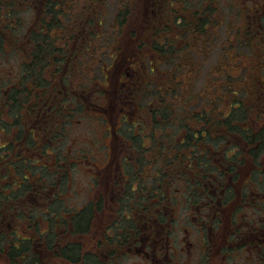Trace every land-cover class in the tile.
I'll use <instances>...</instances> for the list:
<instances>
[{"label":"rangeland","instance_id":"374dc122","mask_svg":"<svg viewBox=\"0 0 264 264\" xmlns=\"http://www.w3.org/2000/svg\"><path fill=\"white\" fill-rule=\"evenodd\" d=\"M44 1L11 0L9 4L0 5L4 8L0 13L2 15L5 13V18L10 24V30L7 31V27L4 29V16L0 17V87L3 88L1 90L7 91L6 88L15 81L23 64L30 62L31 44L28 40L19 39L18 34L28 28L30 24L41 25L46 35H49L48 40L52 49L56 48L58 50L53 53L50 52L45 61V67H47L44 69L45 73H48L49 70L52 73V87H58L59 85H56L63 80L72 94L83 89L82 94L89 97L82 98L79 102L82 109L72 115L66 127L64 125L62 127V124H60L64 136L61 139L59 138V153L62 158L65 157L70 161H74L72 169L65 171L64 174L62 172L63 194L67 198L64 202L69 204L68 206L79 207L85 205L89 202L90 197L92 198L90 195L93 193L94 195L102 194L106 200L123 169L122 166H116L114 159L119 157L122 162L125 155H127V160L133 157L132 142L128 139H126L127 143L124 142L125 136L120 133V130L127 123H131V127H136L135 131H132L133 133L137 134L139 129L147 132L145 127L149 123V111L160 106L162 96L165 104L169 102L176 108L182 106L181 97H187L189 94L193 98V101L189 103L191 104L190 110L201 108L202 111L208 112V115L218 116L219 114V117H223L231 109L228 107L227 98L230 93L226 95L225 99H223V95L229 90H236L237 98H242V104L250 114V119L259 121L257 123L260 125L264 124V114H262V112L264 113V59L250 58L249 49L252 44H250V38L245 34V18L248 19L246 6H250V2L245 1V3L239 5L236 0H217L218 11L212 12V14L207 13L203 21V27H200L197 32L199 42L195 43L190 41L194 39L192 37L193 32L191 33V30L195 28L193 27L194 22L187 21L185 23L184 20H186L187 13L190 12L191 8L196 7L197 0H186L187 4L185 0L183 2L178 0L173 2L172 5L165 6V9L161 11V20L158 18L159 21L155 22L159 25H166L171 33L174 31L179 32L182 41L167 39L168 44L173 43L172 48L174 50H171V53L166 56H160V53L157 54L161 61L156 70L150 72L147 68H140L142 77H140L141 75L134 77L136 80L135 88L132 94L127 95L131 100L133 98L134 102L125 104L122 101L123 97L120 98L119 92H115L119 85L112 80L117 70H120L119 73L121 74L118 75L117 79H121L122 67L113 68L112 70L111 68L107 69L110 82L107 81V87L102 88L100 84H103L105 79L98 67L100 64H108L110 62L109 56H102L101 60L90 68L86 63V59L80 61L76 57L81 54L80 50L82 49L80 47L83 43L79 38L74 37L71 39V37H73L72 30L75 26L77 29L80 28L83 34L86 33L88 29L84 25L92 19H95L93 26L98 25L102 32L109 27V32L114 35L113 25L119 19L117 18L119 12L123 13L126 4H128L127 2H133L134 0H85L84 3L86 4L84 6L80 5V7L83 6L80 9L83 12L79 13L74 8L77 5L74 3H78V0H62L63 6L59 4L52 14L47 11L44 12L46 6ZM206 4L209 5V0H206ZM211 5L213 6V2H211ZM170 7H172V10H169ZM68 8L70 10H67ZM128 13L130 14L126 19L127 22L124 21L123 23L125 31H128V24L133 26L135 22L136 24L139 22L140 10L138 7L135 10L130 6ZM78 14H81L80 17ZM52 15L55 16L54 22L59 24L54 30L47 28L46 24L51 20ZM183 15H185L184 19ZM79 18L80 20H78ZM40 20L44 24H40ZM100 22L101 24H99ZM58 29L60 34L57 33ZM185 29L190 30V33H187ZM237 29L242 36L237 32ZM125 31L119 39L120 44L125 49L123 48L113 62L117 61V58V62H119L121 56L127 57L128 48L125 46V42H122L123 38L128 39L124 37ZM67 35L69 40L64 41L62 36ZM205 37L207 40L204 42ZM163 41L160 39L158 43ZM131 43L135 46L137 41ZM111 45L110 40L106 37L105 42L95 43V46L101 49L102 52L105 47L111 52ZM113 45L117 46V43ZM193 46H195V49H192ZM143 50L146 49L143 48ZM108 51L105 54H108ZM63 53L65 60L62 63ZM58 58H60L59 65L57 64ZM168 58L169 60L166 61ZM190 70L191 72H189ZM143 73L146 76H143ZM161 90L164 92L160 93ZM248 94L252 96L249 98ZM5 97L6 95L0 92V99H5ZM77 98L78 96H76ZM256 102L260 105L258 110L255 107L250 109ZM75 104L79 105L78 101L71 100L67 103V105H72V108H75ZM257 113L262 114L263 117H258ZM123 115L126 116L125 119H122ZM123 121L125 123H122ZM143 124H145L144 127ZM218 128L221 130L220 126ZM114 129L116 134L113 136L112 131ZM34 130L38 134L41 132L38 129ZM227 137L228 147L225 153L230 158L229 162L233 161L230 171L234 175L237 173L239 183L242 181L240 185H245L243 192L248 198L250 179L246 182L247 184L243 180L249 175L247 169L251 162L250 158H255L252 154L249 155L247 150L239 153L235 145L244 142V140L242 141L238 134L229 132ZM52 142H54V145L56 144L54 139ZM207 148L211 149V147ZM218 148L219 146L217 151ZM210 155H208V159L209 157L210 160L214 159ZM30 156L31 158L36 157L35 154ZM261 156L263 155L257 154L255 157L259 159L262 158ZM44 160L52 163L53 158L45 156ZM214 160L219 159L215 158ZM137 168H139V165ZM143 168L146 169L145 165ZM7 174L12 175L11 170ZM187 174L189 177H193L191 172H187ZM93 181L95 182L93 183ZM177 183L182 187V191L186 189L185 183L187 182L183 179ZM237 183H234V186L236 185L234 191L240 186H237ZM262 185L264 186V184ZM182 194L183 192L178 195V199L183 198ZM214 196L216 197L212 204L208 206L210 212H208L207 223L200 220V215H202L200 214V208L204 207L206 203V193L202 195L203 202H200L196 206L197 208H193L192 205L183 202L182 199L180 200V212H176V221L174 225L170 226V234L168 232L169 240L172 239L175 243V246L172 247L173 262L175 263L172 261L170 263L176 264V261L179 260L177 264H264V251H261V254L257 257L251 245L246 247H238L240 244L234 245L236 244L234 240L250 235L252 227L262 221L264 222V205L256 204L257 207H254V213H252L249 201H247L248 204H236L234 207L239 205L238 213H234L232 216V209L229 211L228 206L231 204L230 201L236 197L233 195L232 199L225 202L226 196H224V201L220 200L221 207L216 205L215 208V211L222 209V212H215L221 222L214 226L212 224V219H214L212 209H214L213 205L216 202L217 193ZM104 205V210L94 219L95 227L93 225V230L100 231V233L105 231L107 224L115 217V213L109 210V204L104 202ZM129 205L131 206V203ZM167 206L169 207L167 213L173 215L175 213V210H173L174 204L170 205L168 203ZM204 209L207 211V207ZM138 221L141 220L138 219ZM251 222H253V225ZM205 224H208L209 227H205ZM106 234L110 235V231L103 232L102 236H98L102 240V251L107 246L105 242ZM97 235H95V238L92 237L91 243L90 237L87 236L83 246L92 243L97 244L95 240ZM233 246L236 248L232 249ZM175 248H177V254ZM123 252L129 254L130 257L127 255V257L118 258L113 264H144V258L136 252L128 251L125 248ZM169 254H171V250L167 252V256ZM2 258L0 255V264H6ZM205 260L207 261L203 262ZM53 261L57 263L59 260L53 259ZM60 262L63 263L62 260Z\"/></svg>","mask_w":264,"mask_h":264},{"label":"trees","instance_id":"16d2710c","mask_svg":"<svg viewBox=\"0 0 264 264\" xmlns=\"http://www.w3.org/2000/svg\"><path fill=\"white\" fill-rule=\"evenodd\" d=\"M82 1L78 0L79 3ZM9 2L11 0H0V5L9 4ZM44 2L46 3L44 12L47 11L50 14L59 4L63 6L62 0H45ZM237 2L240 5V1ZM3 9L0 6V12ZM80 9L77 7L75 10L79 13L82 11ZM67 10H70V8ZM128 11L119 12L117 17L119 19L113 25L114 35L109 32V27L102 32L98 25L93 26L95 19L85 23L84 26L88 30L84 34L76 26L72 30L73 35H71L76 39L79 38L83 43L80 47L82 49L80 53L85 56L83 53L88 51V56L84 58L89 63L90 68L94 67L102 56H109L110 62L100 64L98 67L102 77L107 74V69L112 68L114 59L124 48L119 39L123 34V20ZM208 11L211 10L208 8L206 12L209 13ZM78 15L80 17L81 14ZM1 16H4L5 26L7 24L5 13L3 15L0 13ZM54 20L55 16L52 15L49 21L51 23H46L47 28L54 30L59 26ZM40 24L44 23H41L40 20ZM203 25L204 23L201 27ZM193 27H195V24H193ZM237 32L240 34L238 29ZM57 33L60 34L59 29ZM240 35L242 36V34ZM48 37L49 35H46L41 25L34 24H30L28 28L18 34L19 39L28 40L31 44L30 62L27 65L23 64L21 72L17 74L14 83L11 84L13 88L11 87L8 91L6 100L0 99V131L4 134L3 143L0 144V147L16 152L13 159L14 164L10 167L12 174L15 173L16 175L8 180L7 172L0 174V255L6 264H113L118 258L127 257V255L130 257L129 254L123 251L118 253L116 250L119 249L118 247L132 243V239L138 236L140 230L134 224H137V220L140 219L141 215L157 216L165 221L169 219L170 224L174 225L176 221L175 214L180 212L181 199L194 208L200 202H203L202 195L205 193L206 201L215 198L210 192L211 188L208 181L213 183L214 177L220 180L221 174H224V171L226 172L225 167L233 162H229L230 158L225 153L228 147L227 135L229 132L238 134L240 139L244 140L243 143L235 145L239 153L247 150L249 155L251 152L255 157L259 151L264 149V128L258 131L252 141V137H250V114L242 104V98H237L236 90H229L223 95V99H225L226 95L230 93L227 98L228 107L231 108L223 117H219V114L218 116L208 115V112L202 111L201 108L190 110L191 104L189 103L193 101V98L189 94L187 97H181L182 106L176 108L169 102L165 104L162 96L160 106L149 111L151 121L145 127L147 132L139 129L140 133L134 135L135 137L131 136V140L129 139L139 154L137 156L140 157L137 159L136 155L134 156L139 165V168L136 169V177L141 179L137 191L132 192L129 186L126 187V192L129 191L130 196L126 200L125 208H120V211H117L116 214L117 218L108 225L110 235L106 234L105 236L107 246L103 248V251L102 240L98 236H102L104 231L97 233L98 235L96 234L97 244H95V248L92 247L93 244L92 246L90 244L83 246L87 236L92 238L90 230L93 209L89 203L79 207L68 206L69 204L64 202L67 198L63 194L62 185V175L65 171L72 169L74 161L61 157L58 143L55 144L56 151L50 149L52 146L46 143L43 146V153L44 148L50 147L46 149L44 158L45 156L53 158L52 163L42 158V162L38 163L39 157L37 155L29 164H25L23 163L24 155L17 153V146H15L18 141L23 139L24 134L30 128L27 125L29 119L23 116L24 113L28 112L32 119L35 115L41 117L43 111L55 100L61 106L58 113H60L62 119V127L63 125L66 127L72 115L82 109V105L79 104L81 98H79V105L75 104V108H72V105H67L74 97L71 90L63 80L56 85H59L58 87H52V73L50 70L48 73L44 71L47 68L45 67V61L49 53L58 51L56 48L52 49ZM63 37L66 36H62V39ZM105 37L112 44L111 52L106 47L102 52L101 49L95 46V43L105 42ZM192 37L194 39L190 41H193V43L199 42L196 32L192 33ZM206 40L205 37L204 42ZM122 42H125V46L128 48L127 60L133 64L134 68L145 67L150 72L154 70L151 57L152 43L138 41L134 46L130 40L124 38ZM116 43L117 46L113 45ZM168 43L166 41L159 43L158 53H160V56H166L171 53V50H174L172 48L173 43ZM143 48L146 50H143ZM192 49H195V46ZM106 51H108V54H105ZM64 60L63 53L62 63ZM158 60L157 66L161 61L160 58ZM168 60L169 58L166 59V61ZM117 61L115 60V62ZM59 63L60 58L57 59V64L59 65ZM107 65L110 67L108 68ZM137 72L139 74L136 77H139V75L142 77V71L138 69ZM145 73H143V76L148 74ZM135 85L132 86V92ZM163 92V90L160 91V93ZM64 94L68 96L64 97ZM248 96L250 98L252 95L248 94ZM168 97L172 98L171 96ZM43 102H46V104L39 110V106ZM26 103H29V107L25 106ZM253 107L258 110L257 102L250 109H253ZM144 126L145 124H143ZM219 126L221 130L218 128ZM14 132L15 138L13 140L9 139V136ZM60 133L59 138L61 139L64 134H62V130ZM57 142H59V139ZM24 144H27V139ZM31 144L34 145L33 140H31ZM207 147H211L212 152ZM208 155L219 160H210ZM82 157L84 158V155ZM3 158L6 160V156H3ZM220 163L223 169L219 166ZM144 165L146 169L143 168ZM54 167L58 170L54 171ZM27 170L30 172L31 178L28 177ZM187 172H191L193 177H189ZM58 173L60 174L59 177ZM254 173L251 178L257 179V175H261L259 172ZM31 179L36 182L33 183ZM181 179L187 182L185 183L186 189L183 191L177 183ZM40 184L46 194L49 195L48 197L45 198V194L40 196V193L37 192V195L34 193L35 190L39 189ZM262 184H264V172ZM214 185L216 186V184ZM181 192H183V198L178 199ZM29 194L36 195L35 202L27 200ZM168 203L170 205L174 204L173 210H175V213L172 217H168L162 211V206ZM208 206L209 204L200 208V214L201 212L207 214L210 210ZM205 207H207V211H205ZM156 208L159 210L158 213L155 211ZM143 220H146V218L141 221ZM149 220L150 218H147L146 221ZM125 229L127 231L123 232ZM53 259L59 261L54 263Z\"/></svg>","mask_w":264,"mask_h":264},{"label":"flooded vegetation","instance_id":"af4514ba","mask_svg":"<svg viewBox=\"0 0 264 264\" xmlns=\"http://www.w3.org/2000/svg\"><path fill=\"white\" fill-rule=\"evenodd\" d=\"M86 1H88V0H86ZM176 1H178V0H134L133 2L128 1L127 2L128 4H126L125 10H124V11L130 10V6L132 8H134L135 10L137 9V7L139 8V10H140V13L138 15L139 22L137 24L135 22V24L133 26L128 24V31H125L124 24H123L122 25V33H124V31H125L124 37L128 38L126 40H130L131 42H134L136 40L137 42L141 41V42L153 44L152 49H151L152 50L151 57L153 59L152 66L154 65L155 70L157 69V64L159 62L158 55H157L158 54V47H159L158 40L162 39L166 42H167V39H169V38L179 40V41L182 40L181 35L178 34L179 32L176 33V31H174L173 33H171V31L169 30V28L166 25L165 26H163L162 24L159 25L155 22V21H159V19L161 20V18H162L161 11L165 9V6L172 5L173 2H176ZM179 1L183 2L184 0H179ZM237 1H240V5H242V3H245V1L250 2L249 3L250 6H248V7L246 6V9H248L247 10V18L248 19L245 18L246 36L248 38H250V44H252V45H250V58H264V0H237ZM84 2H85V0H83L80 3L79 2L74 3V4H77L75 6V8H77V7L82 8L86 4ZM211 2H213V6L211 5ZM185 3H186V0H185ZM80 5H83V6L80 7ZM208 8H209V10H211V11H208L210 14H212V12H217V10H218L217 0H209L208 6L206 4V0H197L196 7L191 8L190 12L187 13L186 20H184V22L186 23L187 21L188 22L193 21L195 24V29H192L191 33L192 32H196V33L198 32V30L201 27L205 17L207 16L206 10H208ZM169 10H172V7H170ZM129 14L130 13L125 14L123 23H124V21H126ZM184 17H185V15H183V19H184ZM75 20H77V19H75ZM78 20H80V19H78ZM5 28L7 29V31L10 30V24L8 23V20H7V24L4 26V29ZM123 28H124V30H123ZM186 32L190 33V30H186ZM73 38H74V36L72 37V39ZM63 39L65 41H67L69 39V36L67 35L66 37H63ZM83 54H85V56H83L82 54L77 55L76 56L77 59H79L80 61L85 59L84 57L88 56V51L84 52ZM86 63H87V65H89L87 60H86ZM27 64H29V62ZM132 65L133 64L127 60V57L123 58L119 64V67H122V69H123V71H121V72H123L121 79H117L118 75H121L119 73L120 70H117V72L115 73V75L113 76V79H112L115 81L116 84L119 85V86H117L118 89H116L115 92H119V94L121 95L120 98L123 97L122 101L125 104H130V103L134 102L133 98L131 100V98L127 95L132 94L131 89H132V86L135 84V78L134 77H136V74L138 73L137 70L140 69V67L134 68ZM143 68H145V67H143ZM106 77H107V74L104 75L105 81L103 82V84H101L102 88L107 87ZM111 83L114 85L113 82H111ZM10 85L11 84H9L8 87L6 88L7 91L1 90L3 88L0 89V92L6 95L5 99H3L4 101L7 98L8 91H10L11 87L13 88V85H11V86ZM83 91L84 90L81 89L78 93L73 92L74 97H72L71 100H75V101L79 102V98H81V100H82V98L83 99L89 98V97H86L82 94ZM88 95H90V94H88ZM66 96H68V95H65V97ZM76 96H78L77 99H76ZM46 102H43L41 104V106H39V110H41L44 107ZM25 106L29 107V103H26ZM258 106H260V105H258ZM94 107H95V103H94ZM60 108H61L60 103L53 100L51 105H48V107L43 111L41 117H38L39 115H35L33 118L34 120H33L30 117V114L28 112L24 113L23 116L26 117V119H29L27 125L30 128L24 134L23 139L21 141H18V143L15 144V146H17V149L15 148L17 153H22L24 155V162L23 163L29 164L34 159V158H31V156H30L31 154H35L36 156L38 155V157H39L38 163H41L42 159H44V155H45L44 153H46V149L50 147L49 146L47 148H44V153H43V146L48 142H49L48 144L52 146L50 149H54L56 151L54 142H52V141L54 139L56 141V145H57V143H58L57 141L60 137L59 135H61L60 132L62 129H61L60 124H62V119L60 118V113H58ZM262 114H264V113L262 112ZM262 114L257 113V116L263 117ZM125 118H126V116L123 115L122 119H125ZM149 121H151L150 117H149ZM255 121L253 119H250V137H252L251 138L252 141H253V138L255 137V135L258 134V131L261 128H264V124L260 125L257 123L259 121H256V122ZM140 122H141V120H140ZM122 123H125V122L123 121ZM130 124L127 123L126 126L120 130V133H122L125 136L124 142H126V139L129 140L131 136L138 135L140 133L139 131H137V134L133 133L132 131H135L136 127H131ZM34 129L40 130L41 131L40 134H38L37 131H35ZM112 134H113V136L116 134L115 129L112 131ZM3 137H4V134L0 131V144L3 143ZM14 138H15V132L11 136H9V139H11V140H13ZM26 139H27V144H24ZM31 140H33V143H34L33 146L31 144ZM227 143H228V141H227ZM111 148H112V146H111ZM131 151L133 152L132 153L133 154L132 159L128 158V160H127V157H126L127 155H125V157L122 159V162H121L119 157L114 159L116 161V166H120V167L122 166L123 169H122L120 175L118 173L119 177H117L115 183L113 184L114 186L111 188L110 194L106 198V200H105V198H103L102 194L101 195H94V193H93L92 195H90V196H92V198L90 197L88 203L91 204V207L93 209V216L91 219L92 220L91 221L92 226H91L90 231L92 233V237L94 236V238H95V235L100 232V231L96 232L95 230H93V225L95 227L94 219L98 216V214H100L102 212V210H104V206H105L104 202H106V204H109L108 205L110 208L109 210H111L113 213H115V217L112 219V221H113L115 218H117V215H116L117 211H120V208H125L126 200L130 196V194H128L129 191L126 192V187L129 186L130 191H132V192L137 191L136 189H137V186L139 185L141 179L136 177V169H138L137 168L138 163H137V160L135 159V157L137 159L140 157L137 156V155H139L137 150L133 149ZM15 153H16L15 150L10 151L5 147H0V174H2L3 172H8V171L12 170L10 167L14 164L13 159H14ZM250 154H252V153L250 152ZM259 154L263 155V156H261L262 158H259V159H256V157H254L255 159L250 158L251 162H250V165L248 166V169H247V173L249 175H247V178H244V180H243V182L246 183L250 179V194H248L249 195L248 198L246 197L247 195H245L243 192V188L245 185H240L242 183V181L239 183L237 173H235V175H234L233 172L230 171V167H232L231 166L232 164H229L227 167H225L226 172L224 171V174H221L220 180H217L216 177H214L213 183L208 181V183L210 184V188H211L210 192L212 193V195L214 196V194L217 193L216 202L213 205L214 209H212V213L214 215V219H212V221H213L212 224L214 226H216L218 223L221 222L218 214H216V213L222 212L221 211L222 209H218L217 211H215V208H216V205L218 207H221L220 200L222 199V201H224L223 200L224 196H226L225 202H227L229 199H232L233 195H235V197H236V198H234V200H232L233 202L230 201L231 204L229 203L230 205L228 206L229 211L232 209L231 210L232 216L234 213H238V206L239 205L234 207L236 204H241V203L248 204L247 201H249L250 202V211L252 213H254V207H257L256 204L264 205V186L261 185V182L263 181V172H264V149L259 151L258 155ZM3 156H6V160H4ZM108 166L110 167V165H108ZM219 166L222 167V164L220 163ZM222 169H223V167H222ZM53 170L57 171L58 169H55V167H54ZM59 172H60V170H59ZM254 172H259L261 175H259V176L257 175V177H258L257 179H254L253 177L251 178V175ZM27 173H28V177L31 178L30 172H27ZM57 175H58V177L60 176L59 173ZM227 175H228V177H227ZM13 177H14V174H12L10 176L8 175V180L12 179ZM56 180H58V179H56ZM31 181L33 183L36 182L35 180H32V179H31ZM94 182L95 181H93V183ZM97 182H99V181H97ZM235 182L236 183L238 182L237 186L240 185L239 188L237 187L236 191H234L236 188V185L234 186ZM214 184H216V186ZM218 188H219V190H218ZM37 192L40 193V196L41 195L43 196L45 194V198L49 196L48 194H46V191H44L42 189L41 184L39 185V189L34 191L35 194ZM35 194L34 195L29 194L27 197V200L31 201V202H35L36 201V195H37V194L36 195ZM95 197H97V198H95ZM213 200L214 199L210 198L209 201H206L205 205L206 206H207V204L211 205ZM234 201H235V203H234ZM88 203H86V204H88ZM167 205L162 206V211L165 215H168V217H172L173 216L172 213L171 214L167 213V211L169 209V207ZM196 206H198V205H196ZM195 208H197V207H195ZM155 211H157L156 213H158V211H159L158 208H156ZM208 212H210V210ZM201 214H202V216H200V217L205 216L204 218L200 219L201 222L207 223L209 213L205 214V213L201 212ZM139 218H140L139 220H142L144 218H146V220H147V218L148 219L150 218V220L149 221H146V220L138 221L137 220V224H134V225L138 226L140 233L138 234V236L136 238L132 239L133 240L132 243H129V244L124 245L122 247H118L119 249H117L116 252L120 253L125 248L126 250L133 251L134 253L136 252L137 254H139V256L143 257L144 258V261H143L144 264H171L170 261H172V262L174 261V257L172 256L173 255L172 247H173V245L175 246V243H174V240H172V239L169 240V234H170V229H171L170 220L168 219L165 221V220H161L160 217H157V216L148 217L147 215H141ZM254 222H256V221H254ZM209 223H210V221H209ZM251 223L253 225V222H251ZM109 224H107V226H106V229L104 231L105 233L107 231H110L108 229ZM205 227L208 228L209 225L205 224ZM124 231H127V230L125 229V230H123V232ZM168 232H169V234H168ZM92 240L93 239L90 238V241H92ZM226 241H227V239H226ZM234 242H236V244H234V245L240 244L238 247H246V246L251 245L253 252L256 254L257 257H259V255L261 254V251H264V222L262 221L261 223H258L256 226L252 227V229L250 230V235L243 236L239 239H236V240H234ZM92 244H93V246H92ZM92 244H91V246L93 248H95L96 245L94 243H92ZM168 244H170V245L168 246ZM228 244H229V242H228ZM228 244H227V247H228ZM235 248L236 247L233 246L232 249H235ZM230 249H231V247H230ZM170 250H171V254H169V256H167V252ZM175 251L177 254L178 253L177 248H175ZM206 261L207 260H205L203 262H206ZM173 263H175V262H173ZM177 263H179V260L176 261V264Z\"/></svg>","mask_w":264,"mask_h":264}]
</instances>
